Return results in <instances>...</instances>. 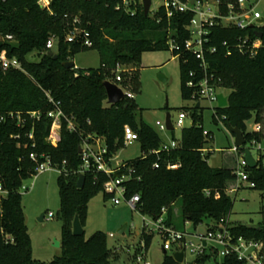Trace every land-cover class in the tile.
<instances>
[{
  "label": "trees",
  "instance_id": "1",
  "mask_svg": "<svg viewBox=\"0 0 264 264\" xmlns=\"http://www.w3.org/2000/svg\"><path fill=\"white\" fill-rule=\"evenodd\" d=\"M232 1L235 0H219L221 11L225 12L226 4ZM191 16L190 11H175L167 17L163 6L145 15L140 2L132 3L126 11L120 0H48L44 7L40 6V0H0V33L12 34L14 38L0 41V50L6 49L8 55L16 57L22 65V70L0 68V115L4 116L0 121V181L10 190L8 197L0 201V229L4 231L0 230V264H110L115 256L107 248L104 232L95 231L88 238L72 233L74 216L78 215L82 226L85 225L88 202L92 196L103 192V183L107 180L103 174L86 173L83 187L77 188L82 164L78 150L83 138L100 137L108 148V155L114 156L124 146L125 125L137 133L136 141L142 152L141 156L126 162L133 170L124 182L127 195L137 193L140 197L136 211L154 220L161 215L162 208H166L165 223L177 228L174 209L179 203L183 222L196 227L206 221L208 230L223 226L233 238L242 236L260 241L264 264V226L229 222L233 200L227 189L237 179L235 169L209 165L204 149L211 138L210 134H203L197 114L200 106L193 108L192 125L181 129L178 147L153 154L150 152L160 148L162 139L138 118L140 109L134 97L125 96L118 103H107L103 81H115L116 65L136 67L143 53L170 50V37L180 46L179 51H170L179 60L181 97L192 100L194 95L197 98V83L205 73L200 71L194 54L184 49V42L190 37ZM71 33L75 38L68 42ZM246 33L251 38L261 33V45L254 54L240 52L236 47L238 38ZM51 37L55 39V46L50 51L56 53V58L45 51L46 41ZM208 39L205 49L214 47L216 50L205 51L206 74L212 76L217 87L229 90L227 106H216L213 120L216 121L218 115L223 116L226 124L243 132L246 144L261 143L260 131L249 130L248 122H261L264 111V26L254 31L214 24L209 27ZM85 40H89L91 46H85ZM88 49L98 51L99 67L63 66V62L72 61L77 53ZM190 71L195 72L193 76L189 75ZM131 80L132 90L139 92L136 71ZM190 80L192 86L187 85ZM117 83L128 91L122 74ZM47 94L59 102L63 112L56 145L47 141L51 128L47 113L54 109ZM32 112L37 116H32ZM10 113L14 115L11 117ZM70 121L74 130L68 127ZM30 133L32 138H29ZM238 150L242 154V149ZM32 153L39 161L41 156H48L54 166L63 170L57 177L63 219L61 253L50 262H41L32 256L22 194L17 192L22 182L35 172L37 163L31 160ZM155 162L159 163L158 168L153 166ZM168 162H178L180 166L169 169ZM244 170L254 182L251 188L264 194L262 155L256 167L244 166ZM152 237V233L145 236L144 248ZM164 253L161 264H180L172 255ZM208 257L216 255H198L196 262ZM220 264L241 262L234 255H228Z\"/></svg>",
  "mask_w": 264,
  "mask_h": 264
},
{
  "label": "rangeland",
  "instance_id": "2",
  "mask_svg": "<svg viewBox=\"0 0 264 264\" xmlns=\"http://www.w3.org/2000/svg\"><path fill=\"white\" fill-rule=\"evenodd\" d=\"M248 2L255 5L256 10L264 18V0H248ZM162 4L163 0H151L149 13L153 14ZM31 59L36 60L37 58L31 57ZM72 61L74 67L81 69L97 68L100 65L99 53L92 49L77 53ZM135 71L139 79V92L137 93L132 90L131 80ZM179 73V60L170 50L145 52L136 67L122 64L121 74L127 83V89L134 94V99L140 109L138 118L151 126L165 142L179 139L181 135L179 127L175 126L173 130H160L156 125L157 121L165 124L167 114L170 115L173 125L180 111L187 114L184 121L185 126L193 123L192 113L197 102L181 97ZM159 75H163L165 80H161ZM216 92L227 96L229 90L217 87ZM215 107V102L202 100L200 108L197 109L203 130L208 131L211 138L204 149V154L208 156L207 161L212 167L244 169L243 155L238 149L236 152L231 150L234 146V138L227 130L225 121L221 118L214 121L212 118ZM256 128L262 135L261 150L258 151V147H251L250 151L256 161L261 154L264 164V111L261 122L256 124L253 121L248 122L249 130H256ZM249 147V144L245 145V148ZM141 154L138 142L134 141L124 144L113 156V161L114 163L116 160L127 162ZM57 177V171L48 170L23 181L25 186L32 185L28 192L22 193V207L31 239L32 256L41 262H50L61 253V248L54 246L55 240L61 241L63 225ZM232 189H237V191L231 192ZM227 191L233 200L228 216L229 222L264 226V194L260 190L251 188L246 181L236 179L229 184ZM179 209L180 205L177 203L174 209L176 229L187 233L185 249L183 248L184 259L180 264H220L223 260L221 254L196 262L198 255L191 252L190 243L196 246L199 243V237L207 234L208 222L205 221L194 227L190 222L182 221ZM49 212L52 213L51 218H48ZM41 213H44L43 221L38 220ZM122 227L125 228L120 233L119 230ZM83 229L85 238L95 231H102L107 235V248L115 256L110 264L162 263L165 254L162 248L163 238L155 231L151 218L142 216L125 202L115 205L104 192L97 193L89 200ZM149 233H152L153 237L148 247L144 248L143 239ZM175 247L167 250L166 254L172 255ZM218 250L221 251V247L218 246ZM138 254L143 255L139 260L136 259ZM204 254L208 255L209 251L205 250Z\"/></svg>",
  "mask_w": 264,
  "mask_h": 264
},
{
  "label": "built area",
  "instance_id": "3",
  "mask_svg": "<svg viewBox=\"0 0 264 264\" xmlns=\"http://www.w3.org/2000/svg\"><path fill=\"white\" fill-rule=\"evenodd\" d=\"M121 5L126 11L129 10L130 5L140 2L142 0H120ZM48 4V0H40V6L44 7ZM143 5V4H142ZM166 11L167 17H170L175 11L185 12L190 11L192 16L189 20L188 30L190 37L184 42V49L190 51L194 54L195 58L199 61V69L202 73H205L203 79L197 83V98L193 95V101L201 103L202 100H207L209 102H215L217 106V86L212 81V76H208V63L205 59V51L209 53L215 52L214 47H206L205 44L208 42L209 27L214 24H221L222 26H233L241 30H246L251 28L254 31L261 26H264V22H258L262 18V15L259 11L256 10L255 5L250 4L248 0H235L226 4L225 12L221 11V6L219 0H194L193 3H190V0H163V4ZM133 15V11L130 12ZM253 25V27H250ZM75 38V34H70L67 37V41L71 42ZM12 34L2 35L0 33V41H13ZM84 45L89 47L91 42L89 40L84 41ZM170 50H180V46L175 42L174 38H169L168 41ZM261 45V40L259 36L251 38V36L246 33L244 36L238 38L236 47L240 52H249L254 54ZM55 46V39L53 37L49 38L45 44V51H50ZM229 50L227 54H229ZM0 68L3 70L8 69H17L22 70V65L20 60L16 57H10L6 49L0 50ZM121 72L122 65L117 64L114 73L115 81H111L118 85L125 96L133 98L134 94L126 91L120 84L117 82L121 81ZM194 71H190L189 75L193 76ZM188 86H192V81L187 82ZM48 100L54 105V109L47 113V116L51 118V128L47 141L52 145H56L60 139V126L61 119L63 117V112L59 108V102H55L49 94H47ZM11 117L14 113L9 114ZM37 116L36 112H32V116ZM18 124H20L19 114L16 115ZM187 114L184 111H180L177 117V121L173 126L183 128L185 126V119ZM224 117H217V120ZM4 119L3 115H0V121ZM156 125L160 130H168L166 124H162L159 121L156 122ZM68 127L70 130H74L75 126L70 121L68 122ZM256 130H259L256 128ZM204 135H208V131L203 130ZM29 138H32V134H29ZM138 138L137 133L128 125H125L123 128V140L124 144H130L136 141ZM252 147H258V151L261 150L260 143H255L254 141L250 144ZM81 161L82 164L79 167L78 174H103L107 176V180L103 183V192L109 196L110 200L115 204L119 205L122 202H125L131 209L136 210L137 205L140 201V197L137 193H134L130 196L127 195V188L124 182L130 178L133 170L126 165V162L115 161L113 156L108 155V148L105 145L104 141L100 137H86L83 138L81 144ZM178 147V140L171 139L169 142H162L161 146L157 150H153L150 153L158 154L160 152H168L172 149ZM232 151L236 152L237 148L233 146ZM43 157L41 161L38 160L36 154H30L32 161L37 163L35 172L31 175L30 178L36 177L38 174L43 173L48 170H55L58 174L62 173V169L54 166L51 163V160L48 156ZM242 164L245 166L244 161ZM155 168L159 167V163L155 162L153 165ZM180 164L178 162H168L167 168L176 169ZM121 172V176H116V173ZM235 174L237 181H246L250 187L254 186V182L249 180L248 174L244 169H235ZM32 188L22 184L18 187L17 192L22 194L28 192ZM236 189H232L231 192H235ZM10 193V190L5 188L3 183L0 181V201L6 199ZM218 193L215 194V197H218ZM166 208H162L161 215L152 220L155 231L163 238L162 248L164 251L172 250L174 246L175 251H184L185 242L187 233L177 230L173 226L167 225L165 223ZM0 216H2V209L0 207ZM52 217V213H48V218ZM147 226V225H144ZM3 233V228L0 229ZM110 236H112L110 234ZM6 239L10 240L9 236H5ZM192 247L191 252L196 253L197 255H202L205 250L209 251V254H215L216 256L221 254L223 257L228 255H234L241 264H262V243L260 241H254L246 239L242 236L233 238L230 232L225 227H214L211 230H208L205 236L199 237V243L194 246L190 243ZM218 246L221 247V251L218 250ZM184 248V249H183ZM142 254H138L136 259H141ZM144 264H150L149 262H144Z\"/></svg>",
  "mask_w": 264,
  "mask_h": 264
},
{
  "label": "water",
  "instance_id": "4",
  "mask_svg": "<svg viewBox=\"0 0 264 264\" xmlns=\"http://www.w3.org/2000/svg\"><path fill=\"white\" fill-rule=\"evenodd\" d=\"M193 2L194 0H190V3H193ZM142 4H143V12L145 15H147L150 11L151 0H142ZM258 22H264V18H261L260 20H258ZM250 27H253V25H250ZM258 36L261 37V33H259ZM47 54L49 56H52L53 58H56L57 56L56 53H54L53 51H47ZM63 66L65 68H71L74 66V63L73 61H66V62H63ZM159 78L161 80H165V77L163 75H159ZM103 86L105 88L106 99H107L108 104L118 103L125 97V93L123 92V90L115 83L109 80H105L103 81ZM199 106L200 104L196 103V108H198ZM225 106H227V96L223 95L222 93H218L217 94V107H225ZM165 124L168 130H173V126H172V122L170 120L169 114L166 115ZM226 127H227V130L230 132V134H232L234 138L235 148L240 149V150L242 149L243 161H244L245 166L251 169L256 167L257 161L253 158L250 149L245 148L246 139L244 137L243 132L240 129L231 126L230 123H227ZM78 151L79 153H81V147H79ZM121 175H122L121 172L116 173V176H121ZM84 182H85V175L79 174L77 181H76L77 188H82L84 185ZM43 218H44V213H41L38 217V220L43 221ZM124 228L125 227H122L119 230V232L122 233L124 231ZM72 233L73 235H76V236L84 235V229H83L82 224L80 223L78 215L74 216V219L72 222ZM54 246L60 247V242L55 240ZM172 257L176 262L182 263L183 258H184V252L175 251L172 254Z\"/></svg>",
  "mask_w": 264,
  "mask_h": 264
},
{
  "label": "crops",
  "instance_id": "5",
  "mask_svg": "<svg viewBox=\"0 0 264 264\" xmlns=\"http://www.w3.org/2000/svg\"><path fill=\"white\" fill-rule=\"evenodd\" d=\"M175 140H178V139H175ZM162 142H165V141H163V139H162ZM236 191H237V189H236ZM236 191H235V192H236ZM180 251H182V250H180ZM183 259H184V258H183Z\"/></svg>",
  "mask_w": 264,
  "mask_h": 264
}]
</instances>
